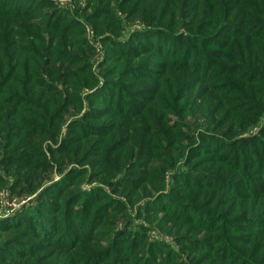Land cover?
Wrapping results in <instances>:
<instances>
[{"label":"rangeland","instance_id":"374dc122","mask_svg":"<svg viewBox=\"0 0 264 264\" xmlns=\"http://www.w3.org/2000/svg\"><path fill=\"white\" fill-rule=\"evenodd\" d=\"M38 1L0 0V9L5 6L7 10L10 7L16 11L20 9L30 11V8L34 7ZM48 1L47 4L54 2L58 7L63 8L64 14H67L69 18L80 22L78 27L80 29L75 30L76 33L71 41L62 42L60 37L56 39L57 48L60 50L67 48V43L73 45L69 46L70 49L79 51V46H86L83 53L80 51L84 54L86 62L84 68L78 69L79 73H82H77L79 80H85L82 82L85 84L82 89L84 97L87 99L89 93L95 96L91 98L93 101L90 105L85 102V105L89 107L85 106L79 115L72 116L69 113L65 115L66 122L62 125V129H56L57 132L60 131L58 139L55 140L49 133L40 136L38 141L41 145L38 148L44 147L51 161L55 155L50 152L49 146L59 147L63 144L64 138L68 137V129L73 119L83 118L84 114L91 113V106H106L107 99L100 100L102 94L111 99L114 98L116 86L108 85L109 80H120L121 77L123 86L134 87L130 90L134 93H130L131 95L126 98L127 108L125 104L119 106L124 107L126 111L140 110L137 104L142 97L148 101L155 98L153 102L145 105L148 114L128 118L124 113L121 123H112L107 120L105 134L98 137H88L83 133L79 135L78 132L73 135V132H70L69 135L74 137V152H78L75 161L71 162L64 171L60 170L63 172L59 171L58 165L54 170L49 171L50 173L29 171L28 174L25 172L26 177H22L23 183L17 188L16 194L10 188L15 183L14 175L0 168V173L10 180L8 183L0 184V264H58L62 261L64 262L61 264L70 261L77 264H88L92 258L95 264H199L204 260L207 261L204 264H213L214 261L210 259L211 255H207L208 252L215 253L218 248L213 241L216 234L211 232L214 230L212 229L213 216L219 218L220 215L225 217L229 215L234 219L238 214L247 210L249 203L241 200L239 202L243 209L238 210L237 204L231 211L230 201L227 203L232 196L230 191L207 188L217 179L201 173L202 171L206 170L211 174L230 178L232 174L227 165L216 163L217 155L212 150L219 142L211 138L210 143L202 146V148L210 147L211 149L201 154L198 152L201 147L197 145L195 137L204 138L201 133L204 131L208 133L204 140L210 139L209 135L212 136V134L229 140L234 139L233 134L235 137L238 134L246 136L239 133V127L233 133H229L230 130L227 128L230 124L228 123L225 126L215 125L226 114L236 116L234 110L245 102L239 103L240 97L227 102L226 100L230 97L226 96L223 91L201 92L203 85H208L209 82L205 79L203 82H198L197 88L189 85L190 87H185V92L178 93L173 89L172 79L176 76L173 71L164 77L151 74L148 77L150 79L133 80L127 76L130 73L127 66L131 56L124 55L130 49L127 50V46L123 44L133 42L141 44L139 47H146L144 44L146 40L140 39L136 32L148 24L141 19V12L143 13L147 8L154 10L158 16L161 15L156 23H162L161 26L166 27L169 25L176 33L186 36L200 30L209 34L215 23L228 20L229 15L222 11L219 18L218 8L212 0ZM255 1L257 0H250L251 3ZM256 6L258 10L246 7L247 14H253L246 19L247 24L251 25L249 28L264 27V4H260L258 0ZM132 9H135V14L130 13ZM138 9L141 10L136 12ZM108 12L115 17L110 18L106 15ZM47 14L46 12L43 16L20 19V24H30L28 19H31V23L35 25L20 29L22 37L19 36L21 39L17 40L16 46L10 48L11 43L16 40L15 37L4 36L3 46L9 50L18 49L22 54L19 63L26 68L33 67L35 63L41 64L43 61L37 52H33L27 45L29 40L27 37L41 30L47 38L56 36L46 30ZM108 20L109 24H107ZM2 23H0V44H2L1 36L3 35ZM239 23L240 21H237L231 27H237ZM133 35L136 36L133 37ZM146 36L147 45H166L165 42L163 44L156 42L159 40L156 39V35L146 34ZM261 36H264V33ZM117 42L121 44L117 47L118 50L113 46ZM133 43L130 46L135 50L138 45ZM39 50L44 57L51 52L44 48ZM56 54L58 53L55 52L54 60ZM138 55L141 54L138 53ZM151 56H154V53L139 56L136 63L146 62ZM161 57L160 60L163 62L164 57ZM51 66L54 65L51 63ZM156 66L157 63L153 65V67ZM214 77L216 81L209 84L215 82L224 84L223 75ZM247 88L250 95L254 93L255 88H258L262 90L264 96L263 84L249 83ZM146 89H152L154 95H144L147 92ZM112 90H114L113 94H111ZM24 100H27V103L31 102L30 98ZM158 102L161 103L160 107L157 105ZM164 105L169 106L171 111L165 112L162 107ZM175 106H181L185 110L182 117L173 113ZM114 107H117L116 103ZM94 111L95 116L89 114L92 118L103 116V113L97 116ZM254 111L255 109H251L248 113L252 114ZM241 116L246 118L248 115ZM83 122V127L88 129H99L101 124L98 120ZM109 124L112 125L109 126ZM177 125L186 132V139L175 141L177 146H168L169 142L166 138L173 137L175 131L171 133L170 127ZM111 128L115 131L110 133ZM151 130L154 134L160 135L155 138L158 140V143H154L157 148H148L142 135L148 134ZM258 130V126H254L246 133L254 135L258 133ZM47 132H51L50 128ZM226 132L230 135H225ZM1 139L0 136V149L10 144L9 139ZM229 144L222 143L226 147L225 153L228 152ZM179 145L188 150L182 151L184 157L180 158L177 163H169L167 158L170 148H178ZM235 153L241 155V152ZM250 156L254 157L253 154ZM166 163L168 166H164ZM150 168H154V170L151 169V172H154L151 177L146 178L147 171L144 170ZM247 170V166L243 164L240 173H235L238 177L235 180L239 181L241 178L247 180L242 176ZM198 182V186L202 188L188 189L189 184ZM35 189L37 190L34 191ZM219 199L224 201L218 202ZM38 216L43 217L42 221L37 218ZM98 216L101 220L96 223ZM39 224H41L40 228L37 226ZM68 224L69 230L76 236L81 234L84 241L79 240L78 245L74 243V248L66 249L67 247L57 243L60 236H56V230L65 231L67 234ZM202 224H206L208 228H203ZM33 228L38 231L35 232ZM251 232V230L243 231L242 236L248 237ZM224 235V239L227 240V233ZM259 241H264V237H261ZM194 244L200 246L199 252L192 251ZM247 248L245 247L246 250ZM261 252L264 253V251ZM168 256L170 259L165 260Z\"/></svg>","mask_w":264,"mask_h":264},{"label":"trees","instance_id":"16d2710c","mask_svg":"<svg viewBox=\"0 0 264 264\" xmlns=\"http://www.w3.org/2000/svg\"><path fill=\"white\" fill-rule=\"evenodd\" d=\"M102 1L104 0H101V2ZM259 1L260 4H264V0ZM48 2V0H39L37 4H34V7H29L30 11L22 9L16 11L10 9V7L9 10H7L5 6H3V9H0V18L2 19L0 23L3 22L1 24V29H3V35L1 36L2 44H0V136L2 139H9L8 142L10 143L8 146H4L2 147L3 149H0V168H3L8 174L11 173L14 175L15 183L10 186L14 194H16L17 188L22 185V177L25 176V172H28V174L30 173L29 171L32 173L38 171L50 173L49 171L54 170L56 165H58L57 168L59 171H64L71 162L75 161L78 152H74L73 146L75 142H73L74 137L69 135L70 132H73V135L78 132L79 135L83 133L88 137H98L105 134L104 131L108 122L121 123L124 118V113L127 114L128 118L148 114V110H145L147 108L145 105L148 102H153L155 98L151 99L149 97L151 100L148 101L144 100V97H142L141 100H138L139 104H137L140 110L135 111V109H133L132 112H130V110L126 111L124 107L119 106L125 104L124 106L127 108L126 104L128 101L126 98L131 95L130 93H134L130 91L134 87L130 85L123 86L121 84V77L120 80H109L108 85L111 84L116 86L114 98L111 99L105 96V94H102L100 100L107 99L106 106H91V113L84 114L83 118L73 119L74 121L68 129V137L64 138L63 144L59 147L49 146L50 152L55 155L52 159V161H54L53 163L51 159L47 157V152L43 149L44 147H41V149L38 148L41 145L38 139H40V136L46 135L47 133L53 135L55 140L58 139L60 131L57 132L56 129H62V125L66 122L65 115L67 113L72 116L79 115L85 106L89 107L90 103L93 101L91 98H95V96L89 93L87 99L84 97L82 89L85 84H82V82L85 80H79L78 75V69L84 68L86 62L84 54H82L86 46H79V51L70 49L69 46L73 45H68L67 43V48L61 50L57 48L56 39L60 37L62 42L71 41L76 33L75 30L80 29L78 28L80 22H76L73 18H69L67 14H64L63 8L58 7L54 2L47 4ZM212 3L218 8L217 14L219 18L222 15V11H225L227 12L226 15H229L228 20L222 23H215L209 34L200 30L188 36L176 33L174 28L169 25L166 27L161 26L162 23H156V20L159 19L161 15L158 16L154 10L147 8L143 13L141 12V19L148 24L136 32V35H138L140 39L146 40V43H144L146 47H139L141 44L133 42H124L126 44L123 45L127 46L126 49L130 50L127 51V54H122L131 56L127 66L130 73H128L127 76L133 80L145 79L151 74L164 77L171 74L169 72L173 71L176 74L172 79L174 83L173 89L177 90L178 93L182 94L185 92V87L189 85L197 88L198 82H203V79H205L206 82H209L208 85H203V90L201 89V92L206 93L211 90L218 93L223 91L226 96L230 97L226 100L227 102L234 101L239 97V103L245 102V104L238 106V108L234 110L236 116H234V114H226V116L223 119L221 118L215 125L225 126L228 123V125L230 124L227 128L230 130L229 133H233V131L239 127V133H243L246 136H239L238 134V136L235 137L233 134L234 139L229 140L220 135L212 134V136L209 135L210 139L204 140L205 136L208 134L207 131H204L201 132L204 138L195 137L198 143L197 145L201 147L200 150H198L201 154L211 149L210 147L202 148L203 145L205 146L211 142V138L212 140L218 141L219 144H217L214 149L212 148V151H215L214 154L217 155L215 158L216 163L220 162L221 164L227 165L232 174V178H230L214 173L211 174L210 171H202L201 173L217 179V181L211 183L207 188L220 189L227 192L230 191L232 196L228 199L227 203L230 201L231 211H233L237 204L238 210L241 211L243 209L242 204L239 202L241 200H246L249 203L247 210L238 214L234 219L229 215H226V217L220 215L219 218H217L218 216H213L214 224L212 229L214 230H211V232L216 234L213 241L218 248L215 250V253L208 252L207 255H211L210 259L212 262L214 261L213 264H264V253L261 252L264 251V241H259L261 237H264V96L262 90L258 88H255L252 95H250L247 90V85L249 83L264 85L262 82L264 81V36H261L264 33V27L255 26V28H249L251 25L247 24L246 20L247 17L253 15L252 13L247 14L246 7L252 10H258L256 6L258 0L253 3H251L250 0H212ZM134 5H136V3ZM228 5H230L229 8ZM46 9L47 11H45ZM139 10L141 9H138L136 12ZM46 12L48 13L45 22L47 26L46 30L56 35V38L54 36L50 38L45 37L42 34V30L28 36L27 39L29 40L27 45L33 52H37L39 58L41 60L43 59V61H41V64L35 63L33 67L26 68L19 63L22 54L19 53L18 49L9 50L6 46H3L4 36L15 37L16 40L11 43L10 48L16 46L18 44L17 40L22 37L19 32L20 29L35 25L31 23V19H28L30 24H20V19L22 17L43 16ZM130 13L135 14V9H132ZM213 14L215 16L216 10ZM106 15L110 16V18L115 17V15L109 12ZM237 21H240L239 26L231 27V25L236 24ZM109 23L108 20L107 24ZM146 34L156 35V39H159L156 42L161 44L165 42L166 45H147L148 38ZM136 35H133V37ZM131 43L138 45V48L133 50L132 46H130ZM119 45L121 44L117 42L113 46L118 50L117 47H119ZM168 46H170V48H168ZM42 48L48 49V52L51 51L47 54V57H44L40 52L39 49ZM229 48H231L230 51ZM55 52H57L58 55L56 54L57 56L54 60L53 56ZM138 53L141 55H138ZM152 53H154V56H151L146 62L141 64L136 63L139 60V56L144 54L148 56ZM234 53L235 55H233ZM161 56L164 57L163 62L160 60L162 58ZM51 63L54 66H51ZM155 63H157V66L153 67ZM158 64L160 65L158 66ZM81 73L82 72L79 74ZM216 75H223L225 79L224 84H220L219 82L209 84L212 81H216L214 77ZM72 77H74V79ZM259 79L262 80L259 81ZM87 80L89 81V77ZM92 82L94 81L92 80ZM113 91L114 90L111 91V94H113ZM145 91L147 92H145L144 95H154L152 89H146ZM26 97L28 99L30 98L31 102L27 103V100H24L27 99ZM85 102H88L89 105H85ZM115 103L117 107H114ZM157 105L160 107L161 103L158 102ZM227 105L228 104H226V106ZM162 107H164L165 112L171 111L169 106L164 105ZM107 108L109 110H106ZM95 109L97 110L94 111ZM251 109H255V111L249 114L248 112L251 111ZM93 111L96 112L97 116L102 113L103 116L100 118H92V114L95 116ZM183 111L185 110L181 106H175L173 113H176L178 117H182ZM89 114H91V116H89ZM244 114L248 116L246 118L242 117L241 115ZM82 120L86 122L98 120L101 123L99 125L100 128L88 129L87 127H83L84 122ZM111 125L112 124H109V126ZM254 126H258V133L254 135L247 134L246 132ZM49 128L51 132H47ZM170 128L171 133L175 131L173 132V137L166 138V141L169 142L168 146H177L175 141H184L186 139V132L182 130L181 126H171ZM113 131L115 130L111 128L110 133ZM229 133L226 132L225 135H230ZM142 135L144 136L148 148H157V146H154V143H158V140L155 138L160 135L154 134L152 130L148 132V134ZM149 136H153L154 138ZM222 143H230L227 153L224 152L226 147L222 145ZM184 149L186 150L187 148H182L180 145L178 148H170L168 158L166 157L169 163H177L180 158H183L184 154L182 151H184ZM237 151L238 153L241 152L240 156L235 153ZM251 154H253L254 157L250 156ZM163 157H165V155H163ZM243 164L248 168L247 172L242 175L244 178H247V180L241 178L240 182V180H235V178H238L235 173H240ZM164 166H168V163ZM231 166H233V168H231ZM151 169L154 170V168L144 170L147 171L146 178L148 176L151 177L154 172H151ZM9 181L7 177L0 173V184L8 183ZM198 184L199 182L191 183L188 189L202 188L198 186ZM243 191L246 192L242 193ZM221 201L224 200H218V202ZM88 216L90 218L91 215L89 214ZM37 218L41 221L43 219L42 216H38ZM100 220L101 217H99L98 221L96 220V223ZM69 224L67 234H65V231L59 232L58 229L56 230V236H60V240L57 241V243L67 247L66 249L74 248V243L78 245L79 240L84 241V237L81 238V234L76 236L74 232L69 230ZM40 225L41 224L37 225L38 228H40ZM202 225L203 228H208L206 224ZM77 228L80 227L77 226ZM33 229L35 232L38 231L35 228ZM89 230L93 232L92 229ZM248 230L252 232L249 233L248 237L246 236L247 238L243 237L242 232ZM256 232L258 233L256 234ZM126 233L127 232H125V234ZM224 233L228 235L227 240L224 239ZM121 235H123V233ZM70 239L72 240L68 241ZM245 247H248L247 250ZM191 249L194 252H199L200 246L194 244ZM169 256L165 260H169ZM93 259L94 258L90 259L88 264H91ZM206 262L207 261L204 260L199 264H204ZM65 264L77 263L70 261ZM92 264H95V262H92Z\"/></svg>","mask_w":264,"mask_h":264}]
</instances>
